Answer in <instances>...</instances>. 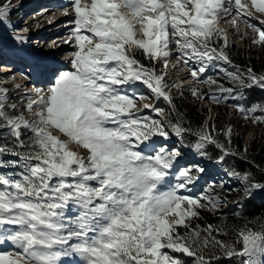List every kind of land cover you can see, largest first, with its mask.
<instances>
[{
    "label": "snow or ice",
    "instance_id": "1",
    "mask_svg": "<svg viewBox=\"0 0 264 264\" xmlns=\"http://www.w3.org/2000/svg\"><path fill=\"white\" fill-rule=\"evenodd\" d=\"M71 7L76 49L71 53L72 70L60 72L46 94L38 92L26 104L29 112L35 106V119L9 114L6 109L15 105L7 104V90L0 89V134L13 141L11 148L0 144V157H17V161L0 159V169L5 164L21 169L0 171V246L7 243L14 249L0 251V264H65L64 258L74 257L81 264H182L180 256L171 253L194 258L195 264H210L206 256L214 259L216 249L228 259L244 258L242 264H264V223L238 229L235 243L216 238L224 233L223 227L189 223L202 218L196 209H217L220 200L205 193L182 195L180 190L198 179L193 170L204 169L176 170L181 152L156 149L153 138L167 139V127L177 136L195 135L194 148L201 156L207 154L208 145L223 153L218 162L236 153L208 130L185 128L182 120L172 122L150 104L143 108H151L160 119L143 115L136 101L147 97L122 91V86L142 83L175 112L168 90L178 86H169L166 72L141 64L135 53L140 51L154 62L164 59L167 68L170 37L175 38L177 60L186 67L199 65L189 71L193 83L202 82L200 75L212 61L231 63L227 36L216 27L221 13L235 11L234 25L237 19L248 23L253 15L249 6L241 0H91L90 4L73 0ZM251 9L264 13V0H251ZM10 12V5H0V24ZM249 26L258 33L252 42L264 45V30ZM228 75L234 87L221 86L222 92L253 86L264 90V75L257 76L252 69L246 76ZM189 90L193 97L204 99L195 87ZM210 99L218 102L215 96ZM235 107L244 119L264 124V106ZM22 130L30 133L28 142L22 139ZM223 135L230 146L231 128ZM70 145L88 155L81 156ZM173 174L174 185L168 179ZM249 181L245 174L241 182L246 197L262 187ZM181 227L184 233L178 231Z\"/></svg>",
    "mask_w": 264,
    "mask_h": 264
},
{
    "label": "trees",
    "instance_id": "2",
    "mask_svg": "<svg viewBox=\"0 0 264 264\" xmlns=\"http://www.w3.org/2000/svg\"><path fill=\"white\" fill-rule=\"evenodd\" d=\"M219 44V42H218ZM231 63H225L222 60H214L215 65L220 69L221 74H214L210 76L205 81L208 83L202 84L204 89L199 91L202 95L213 93L220 95L224 99L232 100V105L234 107V112L239 115L241 121L252 120L244 119L243 115L236 110L235 105H241L245 108L250 106H264V90L259 86H253L244 90L237 89L235 92L229 94L227 92H222L220 90L221 86L224 88L234 87L233 82L229 78L230 73H242L245 76L247 75V70L252 69L253 73L257 76L264 75V70L260 71L256 67L254 59L251 57H246L243 51L234 45H229L227 48ZM261 58L264 57L263 53L259 52ZM258 53V54H259ZM135 58L140 61L141 64L152 68V61L145 58L142 52L137 51L135 53ZM263 59V58H262ZM262 61V60H261ZM250 62V67L247 64ZM260 62V61H257ZM211 81H216V83H211ZM250 83V81H249ZM197 89V87H195ZM199 98L193 97L189 88H185V92L181 95L175 96L172 98L173 104L175 106V112L171 106H168L161 99L158 101L155 108L163 110L164 116L176 122L178 119L182 120L183 126L185 128H191L193 130L204 129L202 123V115L200 111L198 112ZM193 100V101H191ZM8 104V103H7ZM9 114L16 115L15 109L7 108ZM261 114V113H256ZM149 115L153 119H160V117L152 111L149 112ZM261 127L264 132V124L256 123ZM168 131V140H173L176 138V141L188 150H195L194 145L197 141L195 135L191 133H185L183 136H177L171 128H167ZM23 135L22 139L25 142H28L30 133L27 130H22ZM220 142L225 144V147H230V150L235 155H227L222 162H218V157L223 155V153L215 146L208 145L205 149L206 155L201 156L196 150L195 153V167L206 168V167H215L216 171H219L222 175H227L229 178V185L231 189L227 191L225 187H217L214 184H211L209 188L214 189V191H220L223 195L234 198L236 196H243L244 198L240 199L235 203L234 209L229 212H214L210 213L209 210H197L200 213L202 218L192 219L189 223L195 227L200 225L201 228H206L208 225H214L218 227H223L224 233L216 236L218 240H221L225 243H235L237 240V230L241 227L247 225L250 228H257L259 223H264V138L262 141L257 140L255 143L252 140L251 145L248 149H242L241 139H237L233 142L231 140V145H228L226 137L221 133H216L213 135ZM264 137V136H263ZM7 143L11 148L13 146V141L11 137H7V134H0V144ZM234 146V148H233ZM25 149H17V151H24ZM5 161H17V157L11 155H5L0 157ZM7 172H18L21 169L13 164H5L3 169ZM248 174L250 181H255L258 184L262 185L260 189L254 190L250 197H246L244 193V184L241 182L243 176ZM180 233L186 231L185 228L181 227L178 229ZM213 235H216L213 233ZM236 247L239 249L241 245L237 244ZM172 255H179L182 261V264H195V259L187 257L182 254L171 253ZM209 259L210 264H242V257H233L232 259L226 258L223 252L219 249L215 250V258L206 256Z\"/></svg>",
    "mask_w": 264,
    "mask_h": 264
},
{
    "label": "rangeland",
    "instance_id": "3",
    "mask_svg": "<svg viewBox=\"0 0 264 264\" xmlns=\"http://www.w3.org/2000/svg\"><path fill=\"white\" fill-rule=\"evenodd\" d=\"M29 0H11L8 3V5L11 6V12L8 18L11 19V24H13L10 29H8L6 22L0 24V64L4 63V64H10L13 63L14 59H17L16 57H18V55L14 54L12 55V52L15 51L13 48V44H12V38L14 35H16L17 33L15 32L14 29L12 28H20L22 21H20L18 18V15H16L19 11L18 7L22 5L23 2H26ZM32 1V0H30ZM251 3V0H241L242 4L248 5L249 9L251 10L253 15L250 18H247L248 23L242 22L241 20L237 19L236 22V29L235 31H233L232 29H229L230 26V21L232 22V20L236 17V14H233V16L230 18H224L223 20H219L220 22L217 23L216 26L219 27V29L223 30V33L227 36V44L228 45H234L236 47H238L240 49V51H243L246 57H252V59H254L255 63H256V67L260 70L263 71L264 70V57L261 58V55L259 52L263 53L264 55V45H257L254 44L252 41L254 38L257 37L258 33L256 31L253 30V27H250V25H254L256 27H260L262 30H264V24H262L261 22H264V13H259L256 12L254 9H251V5H249V2ZM5 3V4H7ZM47 2H42L41 6H45ZM82 4H90L91 0H81ZM39 6V5H37ZM28 11L34 12L33 7L31 9H29ZM49 13V12H48ZM55 12H50L48 14V19L51 18ZM34 13L31 14V16ZM43 16V15H41ZM44 17H46L44 15ZM50 24H42V28H44L45 30H47L45 32V36H40L39 38H58L56 36H60L59 30L57 32L53 31L55 28L52 27H47ZM59 26H61V24H58ZM48 28V29H46ZM61 29V27L59 28ZM52 31V32H51ZM83 34L86 35H91L90 33H87L86 31H83ZM238 32L242 33V36L238 35ZM50 33V34H48ZM246 37V38H245ZM35 38V37H34ZM244 38V39H243ZM38 40V39H36ZM170 41L171 43H175V38L170 37ZM16 43V42H15ZM31 43L36 44L37 41H32ZM44 43V42H40L39 44ZM224 43V41L221 39V45ZM61 45L58 46V48ZM71 45H68L65 49L64 48H59L55 51H53L54 53L60 52V51H68L71 50L70 52L73 53L76 49L75 47L71 48ZM54 49V48H53ZM176 49V46H175ZM259 53V54H258ZM177 56L175 55H171L170 60L167 59V63H168V67L164 68V61H161L159 64L162 65V71L161 72H165V70H168V68H170V70L168 72H166L167 75L170 76L171 79L175 80L174 84L177 85L178 87L175 88H179V91H183L182 90V86L184 85H190V86H196L199 87L200 85L198 83H193L192 82V77L190 75V71H189V67H193V68H198L199 65L195 64V63H190L189 67H186L183 64L182 60H177L176 58ZM24 60V59H23ZM262 60V61H261ZM260 61V62H257ZM32 62H37L36 59H32L30 56H27V60H24V70L22 69L21 71L19 70H13L11 72H13L12 74H15L17 76H20L22 78L25 79L27 86H31L32 88H36L35 86H33V82H36L37 84V80H30L29 78L31 77L30 72L32 71V68H29L30 70H28V66L32 67L33 63ZM152 63H155L154 61H152ZM170 63L172 64V66H170ZM158 64V65H159ZM248 64V63H247ZM69 65V66H68ZM173 65H176V67H173ZM8 66V65H7ZM160 66V65H159ZM4 67V66H0ZM70 67H72L71 64H68V62H62V63H57L55 65L56 70L53 71V73H50L49 75L45 76L44 80H45V87H51L52 85H50L49 83L51 82V78L56 77L60 72L62 71H71L72 69H70ZM174 68V69H173ZM211 67L207 65V69L206 71L200 75V79L204 78L205 76H207V71L210 70ZM1 75V74H0ZM23 82V81H21ZM39 87V86H37ZM48 88V89H49ZM175 88L170 87V89L168 90L169 95L175 96ZM200 88V87H199ZM48 89H42V90H38L37 92L39 93H47ZM122 91L126 92L129 95H134V94H138L140 96H144L147 97L146 99H137L136 101V108L137 109H142L143 111L146 110L143 108L144 104H150L152 105L155 101V95L151 92L150 89H148L145 85H143L142 83L137 82L136 84H134L132 87H127V86H122ZM27 96V95H26ZM215 96V95H206L204 96V99H200L199 102V106H198V112L200 111L201 115H202V123L204 126V129H209V132L211 135L216 134V133H221L223 134L224 132H226L229 128H231V140H233V142L237 139H241V144H242V149H248V147L251 145L252 140L255 141V143L257 142V140L262 141L263 140V136H264V132L262 131L261 127H259L257 124H253L252 122L249 121H241L240 118L234 114L232 107L226 103V100H222L221 96H215L218 99V102H216L213 99H210V97ZM22 98L24 99V96L21 97L19 100L21 101ZM193 101V100H191ZM10 105H15L16 108V112H17V116H23L25 119L31 121L33 119H35V106H34V110L29 112L26 110L25 108V112H22L20 107H18V103L17 102H11ZM145 116H149L148 115V111H146V113H142ZM213 129H215V131H212ZM53 131V135L58 136L61 140L66 139L61 133H59L57 130H52ZM154 145V144H153ZM157 145V147L161 148V145L155 144ZM71 149L75 152H77L78 154H80L81 156H87V150L76 146V145H70ZM178 149L181 152V145L180 143L176 144H172L171 146H169L168 149L169 151H171L172 149ZM234 148V146H233ZM158 149V148H157ZM25 151V150H24ZM189 157H191L188 155H185L183 153H181V156L178 158V164H176V170H178L179 168L183 167L186 168V166L191 165L193 160H189ZM199 172H196L193 170L192 175L193 176H197L200 177L198 179V181L194 184H192V188L189 192L187 193H191L188 194V196H193V197H197L198 192L200 191V185H204L207 181L210 180L211 176L209 174H199ZM169 183L174 185L176 183V179H175V174L171 175L169 178ZM215 181H217L215 179ZM167 187V185H166ZM196 189V190H194ZM200 193V192H199ZM213 197L219 198L220 200V204L218 206L217 209H213V210H209L210 213H213L216 211H222V210H231L234 208V203L238 202L236 201V198L239 197L242 198L241 196H236L234 198H230V197H224V196H220L218 193L214 194ZM235 200V201H234ZM203 209H209L207 207L203 208ZM0 251H4V252H9L12 253L14 251V249L12 248V246L10 244H3L2 246H0ZM12 258H15L14 256ZM65 259V264L73 263V262H77L79 261L78 257H74V258H64Z\"/></svg>",
    "mask_w": 264,
    "mask_h": 264
},
{
    "label": "bare ground",
    "instance_id": "4",
    "mask_svg": "<svg viewBox=\"0 0 264 264\" xmlns=\"http://www.w3.org/2000/svg\"><path fill=\"white\" fill-rule=\"evenodd\" d=\"M33 1H36V0H32V1H30L29 0V2L30 3H33ZM41 2H40V4H39V8L38 9H41L39 12H42L44 9H46V8H49L50 9V7L51 6H53L54 4H63V3H65V1L66 0H52L53 1V3H46V5L45 6H41V3L42 2H45V1H42V0H40ZM48 9V10H49ZM49 11H47L46 13H44V15L47 17L48 16V14L50 13H48ZM60 12H65V9H61L60 10ZM58 13V12H57ZM57 13H53L54 15L51 17V18H49V21H52V23H50V25H48L47 27H52V26H55L56 25V23H59L60 22V20L59 21H57V19L59 18V14H57ZM227 16V15H226ZM225 16V17H226ZM230 15H228L227 17H229ZM231 18V17H230ZM224 19V18H223ZM222 19V20H223ZM220 20V19H219ZM57 21V22H56ZM56 22V23H55ZM220 22V21H219ZM41 23H44V22H41ZM237 27V26H236ZM46 29H48V28H46ZM230 29H232V28H230ZM233 30V29H232ZM37 39H38V37H37ZM12 44H13V46H14V48L15 49H17V51H18V53L20 54V55H22L24 58H25V60H27V55H31V57H37V58H39V59H48L50 56H48V55H46V54H43V53H38V52H36V51H33V50H31V49H27V47L25 46V45H21V44H18V43H15V42H12ZM45 44V43H44ZM169 58V60H170V57H168ZM7 64V63H6ZM6 64H4V63H1L0 64V66H4V67H6L5 65ZM13 65V64H12ZM34 66V65H33ZM32 66V67H33ZM2 68V67H1ZM53 68V67H52ZM54 69V68H53ZM174 69V68H173ZM30 70V69H29ZM10 73V72H9ZM13 72H11L10 74H12ZM8 74V73H7Z\"/></svg>",
    "mask_w": 264,
    "mask_h": 264
}]
</instances>
